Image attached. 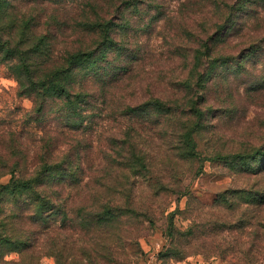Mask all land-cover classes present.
I'll list each match as a JSON object with an SVG mask.
<instances>
[{"label":"trees","instance_id":"16d2710c","mask_svg":"<svg viewBox=\"0 0 264 264\" xmlns=\"http://www.w3.org/2000/svg\"><path fill=\"white\" fill-rule=\"evenodd\" d=\"M34 2L0 0V60L11 65L19 95L32 100L28 120L39 127L32 134L0 120V179L9 176L6 184H0V264H39L37 250L46 249L57 264H77V258L67 251L75 250L78 244L88 246L82 250L94 264L100 253L96 249L91 253L89 247L101 250L123 244V231L129 230L130 222L152 219L151 205L138 204L135 198L139 180L146 183L155 176L157 185H150L155 198L173 189L183 171L179 162L191 165L201 160L196 139L208 122L210 93L232 90L236 96L231 88L220 90L222 85L231 84L237 91L247 84L243 92L248 99L264 91V38L245 42L240 52L242 46L230 52L218 46L239 30L241 22L264 12V0H211L214 13L209 23L200 24L206 27V37L197 44L188 75L175 84L178 92L171 97L154 92L134 103L123 102L115 115L126 120L125 127L109 133L111 142L102 158L105 166L91 172H87L86 161L93 143H85L84 137L111 115V88L139 60L126 44L131 23L126 13L130 9L142 11L139 5L145 0H93L79 10V18L72 24L85 32L86 41L78 49L57 56L56 30L64 31L62 23L69 29V23L59 19L57 12L39 9ZM156 9L158 13L160 6ZM234 96H229L228 103L236 112ZM147 122L158 124L170 140L174 139L163 171L153 170L155 158L149 154L148 139L142 132ZM208 129L211 147L215 144L214 160L238 174L264 177V129L253 143L226 152L223 146H216L223 142L224 134H218L213 126ZM83 184L85 196L77 201V188ZM248 191L227 190L218 202L230 203L229 208L235 210L245 203L256 212L262 211L264 189ZM69 226L85 238L71 239L66 234ZM259 228L262 232L251 239L264 243V219ZM254 249L252 245L241 250L248 257ZM12 253L19 254L18 261L6 259Z\"/></svg>","mask_w":264,"mask_h":264},{"label":"rangeland","instance_id":"374dc122","mask_svg":"<svg viewBox=\"0 0 264 264\" xmlns=\"http://www.w3.org/2000/svg\"><path fill=\"white\" fill-rule=\"evenodd\" d=\"M35 1L37 3L33 4L39 9L45 8L49 14L57 12L59 19L69 23V29L62 23L60 27L64 31L56 30L55 56L65 50H76L83 40L86 41L85 32L74 29L72 24L79 18V10L90 5L93 0ZM210 3L211 0H145L144 4L139 5L142 11H127L131 23L126 44L129 48L131 46L130 49L139 60L134 61L128 75L111 88L108 103L111 115L107 120L98 122L95 132H87L84 137L85 143H93L86 161L87 172L103 170L104 150L111 142L109 133L125 127L126 120L115 115L123 102L134 103L137 98L154 92L163 97H171L178 92L175 84L188 75L194 51L198 49L197 44L206 37L207 33L203 29L206 27L200 24L209 23L214 13ZM156 6H160L158 13ZM59 19L55 18V21L59 22ZM254 38H264L263 11L247 18L244 24L241 22L239 30L218 46L225 52L242 46L238 50L240 52L244 48L243 44ZM242 85L239 91L232 84L220 88H231L236 96L232 95V90H213L210 93L212 105H207L210 108L208 122L196 139L201 160L191 165L179 162L183 171L172 184L173 189L162 191L155 198L150 186L157 185L155 176L153 180L149 177L146 183L139 180L135 198L138 204L151 205L152 219L130 222L127 227L129 230L123 231V244H114L111 249L104 246L101 250L89 247L91 253L94 254L93 249L100 253L94 264H264V243L259 239H251L256 232H262L259 221L264 219V207L260 208L262 211L256 212L252 206L242 203V208L235 210V207L229 208L230 203L218 202L219 196L227 190H263L264 177L238 174L229 165L214 160L215 144L211 147L213 144L209 142V126H213L218 134H224L223 142L216 144L219 148L223 146V152L251 144L254 137L263 132L264 91L258 97L248 99L246 91L243 92L248 85ZM229 96L235 97L236 112L228 103ZM32 107L31 99L19 95L18 82L11 65L0 60V120L12 122L13 126L35 134L39 131L37 122L28 120ZM158 126L147 122L142 132L148 139L147 150L155 158L153 170L163 171L173 152L171 147H174V139L170 140L167 132ZM164 155H168V158H164ZM8 181L9 176L3 177L0 184ZM165 181L170 182L169 179ZM77 191L80 197L77 201H80L85 196L86 186L81 185ZM248 198L250 196H246L245 200ZM242 211L244 216L241 215ZM238 218L240 221L237 222ZM69 227L66 234H70L71 239L85 238L80 230ZM252 245L256 249L246 257L241 249ZM84 248L88 246L78 244L75 250L67 253L77 258V264H90L87 253L82 250ZM50 252L47 249L37 250V255H41L39 264H57ZM6 259L18 261L19 254L12 253Z\"/></svg>","mask_w":264,"mask_h":264}]
</instances>
